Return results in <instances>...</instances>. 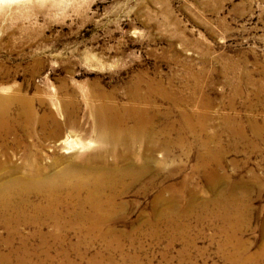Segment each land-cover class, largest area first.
Instances as JSON below:
<instances>
[{
  "label": "rangeland",
  "instance_id": "rangeland-1",
  "mask_svg": "<svg viewBox=\"0 0 264 264\" xmlns=\"http://www.w3.org/2000/svg\"><path fill=\"white\" fill-rule=\"evenodd\" d=\"M10 84L34 97L40 112L50 108L63 119L69 105L81 126L74 128L73 138L81 140L90 136L81 131L90 127L88 105H129L134 94L151 85L154 102L144 107L162 114L157 129L177 124L181 108L205 114L207 132L217 134L224 147L223 170L235 192L247 189L252 198L246 225L223 229L219 221L194 211L181 220L187 227L168 229L152 215L158 188L177 186L180 201L191 198L193 189L200 197L211 191L203 172L195 171L198 146L158 150V188L125 196L127 206L112 214L113 239L67 225L57 232L63 230L59 240L48 224L44 242L35 236L25 247L26 264L38 262L32 257L38 252L63 264H264V254L254 257L264 244V184L256 189L250 183L252 174L264 183V144L252 151L247 143L255 141L252 123L264 127V0H0V86ZM172 97H180L177 106ZM225 115L235 117L246 135L233 148L221 126ZM99 148L92 141L77 153ZM19 152L15 162L21 161ZM184 179L189 184L179 191ZM0 233L5 234L1 227ZM240 243L246 252L239 253Z\"/></svg>",
  "mask_w": 264,
  "mask_h": 264
},
{
  "label": "bare ground",
  "instance_id": "bare-ground-1",
  "mask_svg": "<svg viewBox=\"0 0 264 264\" xmlns=\"http://www.w3.org/2000/svg\"><path fill=\"white\" fill-rule=\"evenodd\" d=\"M155 91L149 85L145 93L134 94V101L129 105L107 101L88 105L90 127L81 131L87 130L90 136L89 140H81L73 138L74 128L81 126L69 111V105L64 107L63 119H60L50 108L40 112L34 105L36 99L19 92L14 85L0 86V227L5 230L4 235L0 233V264H26L30 255L25 247L35 236L44 242L43 229L48 224L54 229L52 236L59 240L64 239L63 230L61 234L57 232L67 225L88 234L98 232L99 237L109 241L113 239L117 232L113 228L112 214L127 206L125 196L129 192L145 194L158 188L156 180L161 162L155 155L158 150L168 153L172 146H198L195 171L203 172L211 194L200 197L193 189L191 198L180 201L175 194L177 186L158 188L150 204L154 220L164 222L168 229H182L187 227L181 222L184 216L201 211L206 218L219 221L223 229L245 224V214L252 210V198L247 189L235 192L236 185L229 181L231 175L223 170L224 147L217 134L207 132L205 114L195 115L180 107L177 124L170 122L165 128L157 129L159 111L155 107H144L154 102ZM180 101V97H172L173 107ZM38 102L45 103L41 99ZM172 109L164 115L170 114ZM222 120V129L231 137L232 148L237 139L246 140L244 127L235 117L225 115ZM251 126L255 141L247 143L252 151H258L260 144H264V127L254 123ZM175 131L173 139L171 134ZM92 141L99 143L100 148L86 155L77 153L91 147ZM45 143H48L47 152ZM16 150L22 155L20 162L13 160ZM62 152L71 154L65 156ZM261 181L258 175L252 174L250 183L256 189L263 186ZM188 184L189 180L184 179L178 190L183 191ZM25 228L31 231L24 232ZM239 245V253L247 251L242 243ZM263 254L264 244L254 257L260 258ZM33 256L40 259L34 264H63L47 253L42 256V252H38Z\"/></svg>",
  "mask_w": 264,
  "mask_h": 264
}]
</instances>
